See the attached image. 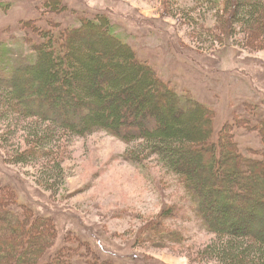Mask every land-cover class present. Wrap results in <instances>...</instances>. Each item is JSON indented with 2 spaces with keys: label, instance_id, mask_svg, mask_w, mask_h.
Listing matches in <instances>:
<instances>
[{
  "label": "trees",
  "instance_id": "1",
  "mask_svg": "<svg viewBox=\"0 0 264 264\" xmlns=\"http://www.w3.org/2000/svg\"><path fill=\"white\" fill-rule=\"evenodd\" d=\"M200 3L214 8L219 18L220 30L203 28L215 44L224 45L243 34L248 47L264 50V0ZM46 9L54 14L67 10L61 0H50ZM49 24L28 30L36 32L27 36L29 43H38L34 63L17 67L10 75L0 69V125L11 129L21 125L24 130L32 118L50 125L29 131V148L19 149L18 163L47 159L48 170L61 169L63 174V164L54 153L61 132L88 137L107 131L130 145L125 154L129 161L144 163L158 157L164 167L182 177L198 215L218 235L202 252L205 258L221 264H264V117L258 107L250 105L252 118H238L216 143V111L191 95H182L141 60L110 18L83 17L80 26L63 30ZM241 128L258 130L263 149L244 154L235 132ZM203 151L211 156L209 165ZM211 180H218L216 188L210 186ZM3 187L0 264H91L82 253L74 260V249H64L71 248L66 241L54 252L55 223L30 205L21 208L15 190L3 196ZM168 208L147 225V233H153L152 240L160 244H182L183 233L162 221L181 209ZM41 218L43 227L38 224Z\"/></svg>",
  "mask_w": 264,
  "mask_h": 264
},
{
  "label": "rangeland",
  "instance_id": "2",
  "mask_svg": "<svg viewBox=\"0 0 264 264\" xmlns=\"http://www.w3.org/2000/svg\"><path fill=\"white\" fill-rule=\"evenodd\" d=\"M49 1L0 0V69L7 75L37 60L38 43L27 40L30 34L36 36L30 27L45 29L50 22L63 30L80 26L83 17L106 16L165 81L216 111V143L238 118H252L250 105L264 117V50L248 47L243 34L215 44L203 28L220 30L219 18L201 0H61L67 8L63 14L47 11ZM39 121L30 119L24 130L21 125L12 129L0 125L1 139L4 134L11 139L0 141V185L3 196L15 190L21 208L30 205L55 223L54 252L66 241L71 248L64 249H74V260L82 253L91 264H221L202 255L218 235L198 215L182 177L158 157L144 163L129 161L125 154L130 145L107 131L88 137L61 132L54 153L63 174L61 169L48 170L47 159L18 163L19 149L29 148V131L50 127ZM235 132L244 154L263 149L258 130ZM204 154L209 165L211 156ZM214 181L210 186L216 188L218 180ZM169 205L181 209L162 220L183 233L179 245L160 244L147 233V225ZM42 221L38 224L43 227Z\"/></svg>",
  "mask_w": 264,
  "mask_h": 264
}]
</instances>
